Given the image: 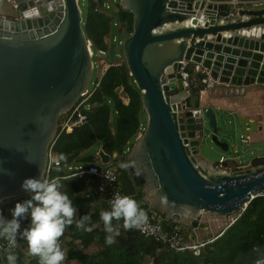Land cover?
I'll return each mask as SVG.
<instances>
[{
  "label": "water",
  "instance_id": "95a60500",
  "mask_svg": "<svg viewBox=\"0 0 264 264\" xmlns=\"http://www.w3.org/2000/svg\"><path fill=\"white\" fill-rule=\"evenodd\" d=\"M80 1L0 0L10 14L0 15V210L30 196L21 188L26 178L46 177L60 117L93 76ZM239 1L120 0L134 14L122 48L146 120L129 156L135 169L144 167L148 201L166 220L184 223L201 212L230 217L264 189V165L244 166L235 155L199 159L208 138L224 153L240 145L229 131L220 138L217 114L181 77L186 62L203 69L208 93L264 85V33L242 34L264 27V6ZM240 122L241 142L262 128L251 116ZM97 155L101 165L112 163L102 147Z\"/></svg>",
  "mask_w": 264,
  "mask_h": 264
},
{
  "label": "trees",
  "instance_id": "16d2710c",
  "mask_svg": "<svg viewBox=\"0 0 264 264\" xmlns=\"http://www.w3.org/2000/svg\"><path fill=\"white\" fill-rule=\"evenodd\" d=\"M86 4V18L83 20L86 38L91 42L94 52L108 55L114 36L126 38L133 32L134 14L124 9L119 0H87ZM106 5L110 7L107 8ZM191 94L198 101V89L191 87ZM87 101L90 108L82 107L80 116L75 115L71 121V132L61 131L66 113L60 117L53 144V152L59 156L60 164L51 168L49 176L52 179L75 174L76 170H69V167L100 164L98 155L89 153L96 146L102 147L112 157L119 153L120 162L134 163L129 150L140 130L143 101L142 93L126 63L111 67ZM252 165H264V156L254 158ZM130 169L140 189L138 195L142 196L145 180L139 170L134 167ZM63 183L61 191L66 192L73 200V205L77 208L76 218L89 215L91 223L88 226L92 228L91 232L83 231L73 224L66 229L60 243L66 253L67 264H148L150 261L153 264H255V260L260 257L253 251L254 246L264 250L262 196L252 199L245 210L240 211L241 215L234 223L200 244L197 250L177 252L169 249L163 242L144 236L139 229H125L122 220L113 221V225H118L120 229L116 242L106 244L107 234L100 220V212L110 210V206L100 201L95 193L97 179L93 176H74ZM173 224L179 225L178 222ZM182 230L185 234L189 232L185 228ZM14 251L17 256L16 264H39L38 258L29 254L26 240L18 241V247ZM7 254L6 248L0 256V264H8Z\"/></svg>",
  "mask_w": 264,
  "mask_h": 264
},
{
  "label": "clouds",
  "instance_id": "9594fccd",
  "mask_svg": "<svg viewBox=\"0 0 264 264\" xmlns=\"http://www.w3.org/2000/svg\"><path fill=\"white\" fill-rule=\"evenodd\" d=\"M61 159L64 157L61 156ZM119 167L127 170L135 167V164L122 162ZM61 187L58 178L48 179L41 175L38 178H26L21 188L30 194V198L15 203L10 210V219L0 211V239L7 242L8 264H16L14 250L18 247V238L27 241L29 254L38 258L39 264H63L66 253L62 250L60 238L66 229L75 224L79 230L92 231L88 226L91 217L85 214L77 219V208L69 195L61 191ZM2 203L3 198H0ZM109 203L110 210L100 212V220L107 234L105 243L108 245L114 244L120 235L119 226L113 225L114 220H122L123 227L131 230L140 229L148 219L147 212L129 195L116 194ZM28 218L29 226L22 229L21 222ZM253 251L260 257L255 260V264H264V250L254 246Z\"/></svg>",
  "mask_w": 264,
  "mask_h": 264
},
{
  "label": "built area",
  "instance_id": "2783aa9c",
  "mask_svg": "<svg viewBox=\"0 0 264 264\" xmlns=\"http://www.w3.org/2000/svg\"><path fill=\"white\" fill-rule=\"evenodd\" d=\"M239 2H240L239 0H235V3H239ZM252 2H253L252 4L254 5H264V0H255ZM106 6L108 7V5ZM261 33H264V27L253 28L250 32H245V31L242 32L243 35H248V36L260 35ZM113 39L114 42H118L120 45L123 46L125 37H119L117 35L114 36ZM88 47L90 49V55L92 60L93 76L91 78V81L89 82L86 92L78 99L74 107L66 113L61 127L62 132L65 131L69 133L72 131L71 121L75 117V115L80 116L82 107L86 109L90 108V104L87 103L88 102L87 100L89 97L93 95L96 89L100 86V83L106 72L111 67L122 66L125 62L124 57L121 58V56L116 58H108L107 54L105 57L100 55V53H104V52H94L90 41H88ZM96 55H97V60H94V56ZM95 69H97L96 76H94ZM198 74H203V69L199 65L182 62L181 77L183 79L185 88L188 90V93L191 91V87L194 82V79ZM202 83L206 85L207 83L206 77L203 78ZM144 128L145 127L141 125L139 136L144 131ZM241 138H242V142L247 146L251 142V138L249 136L242 135ZM53 144L50 146L49 149V161H48L47 174L45 177L48 179H52L49 176L51 168L53 166L60 164L59 156L53 152ZM222 160H224V158H222ZM73 169L76 170L75 174L58 178L60 184L63 187H64L63 182L70 181L74 176H78L81 178L86 176H93L97 179L95 193L100 197L99 199H101V201H103V203H105L106 205L110 206L109 201L113 199L116 194L125 195L120 188L118 173L114 167L103 166L101 164H91L87 167H82V166L69 167V170H73ZM257 196L264 197V189L255 197ZM29 198L30 196L20 200L19 202H22ZM246 206L247 204H245L240 211L245 210ZM240 211L230 217V221L228 225L234 223L239 218V216L241 215ZM153 220H154L153 218H148L146 223L139 229L144 236L151 237L156 239L157 241L163 242L168 246L169 249L177 252H183L188 249H193V250L198 249L199 245L192 243L189 240L188 235H186L182 229L175 228L172 230V232L166 233L164 231L162 222H160L159 220H155V221ZM29 224H30V218L24 219L21 222V228L22 229L26 228L29 226ZM22 240L23 239L18 238V241H22ZM6 248H7V242L3 239H0V256L4 253ZM63 264H67V263L64 261ZM148 264H153V262L150 261Z\"/></svg>",
  "mask_w": 264,
  "mask_h": 264
},
{
  "label": "crops",
  "instance_id": "0c3cea01",
  "mask_svg": "<svg viewBox=\"0 0 264 264\" xmlns=\"http://www.w3.org/2000/svg\"><path fill=\"white\" fill-rule=\"evenodd\" d=\"M253 5L254 4H251L248 6L252 7ZM258 6L263 7L264 5H258ZM0 15L3 17H8V18L10 17V14H8L6 11H4V9L1 7V5H0ZM210 38H211V36H209V39ZM202 77L204 78L205 75L198 74L195 77L194 82H193V86L195 87V89H198V91H199V96L202 97L203 101H204V99H205V101H207L206 103H204L202 101V103L205 105L211 104L212 107L216 106L218 110L222 109L223 111H226L229 114H233V113L238 114L239 118L245 117V116H251L253 120H257L259 123V126H261L262 128L260 131H256V132L252 133L251 135H249V137L251 138V142L249 143L248 147H250L253 144V145H256L254 147L255 151H258V150L263 151L264 146L258 145V144L262 143L264 141V85L252 84L248 87H232L231 92L228 95L225 92L220 93L221 90H215V89L210 90L211 93L210 92L208 93V91L205 90L206 87L203 85V83L201 81L203 79ZM210 96H212V98ZM141 125H142V123L140 124V128H141ZM137 137H139V132H138ZM137 137H136V139H137ZM252 152L253 151H251V153ZM262 156H264V153L257 154V156L253 157L248 164H244V166L245 165H252V161L254 160V158L262 157ZM118 158H119V153L114 154L113 159L115 160V166L113 165V167L116 169V171L119 175V183H120L122 191L126 195L133 197L139 203L140 207L147 212L148 218H157L160 222H162L163 227H164V231L166 233L172 232V230L175 228H178V229H184V228L185 229H188V228L189 229H197L198 227H201L202 230L204 231V233L206 234L213 228H212V223L207 224L205 218H207V220L209 222H213V223H217L220 221L222 215H211L210 216L209 215L210 213L207 214V213H203V212H201L195 216H191V217L186 218L184 223L178 222L179 225H176V226H175V224H173V223H175V221L172 222L170 220L169 221L165 220V216H163V213L152 209V205L148 201L149 196H148L146 190L144 189V186H143L144 195H142V196L138 195V192L140 191V189L137 187V185H136V183H135V181H134V179L130 173L131 169L128 168L127 170H125V169L120 168L119 165L122 162L118 161ZM203 159H205V158H203ZM209 160L210 159H208V161ZM124 163H127V162H124ZM211 163H212V161L210 160V164ZM62 187H61V190H62ZM12 208L13 207H8V208H4L0 211L3 212V215L6 218L10 219L11 218L10 210ZM208 216H210V217H208ZM210 218H211V220H210ZM165 221H167V223ZM194 221L197 223L196 226L194 225ZM224 229H220L218 233L222 232ZM207 239H206V241H208L210 238L208 240ZM189 240L192 242L191 239H189ZM204 241L205 240H201L200 243H202ZM200 243H198V244H200Z\"/></svg>",
  "mask_w": 264,
  "mask_h": 264
},
{
  "label": "rangeland",
  "instance_id": "374dc122",
  "mask_svg": "<svg viewBox=\"0 0 264 264\" xmlns=\"http://www.w3.org/2000/svg\"><path fill=\"white\" fill-rule=\"evenodd\" d=\"M80 2H81L80 3V7H81V10H82L83 20H85L86 12H87V8H86L87 0H81ZM109 7L110 6H108L107 8H109ZM247 8H251V7L247 6ZM257 8H263V7L262 6H258ZM120 56H121V58L124 57L122 45H120L118 42H114V39H113V45H112V47H111V49L109 51L108 58H116V57H120ZM94 60H97V55L94 56ZM96 74H97V69L94 70V76H96ZM193 87L194 86L192 84V88ZM209 105L212 107L211 104H209ZM212 109L217 114L218 127L221 130V132L219 134L220 138L222 140H225L224 136H223V133L226 132V131H229V135H232V136L235 135V141L239 142L240 151L237 152V153H234L233 146H231L230 151L227 152V153H224L223 151H221V149L219 147H217L216 145H214L211 142L210 138H208L207 144H206L207 146L205 145V148L203 149L205 154L203 153L202 155L199 156L200 160H202L203 158H205V159L208 158L213 163H217L220 160L221 156H223L224 158H229V157H232L233 155H235V156H239L240 157V159L242 160L243 164H248L253 157L257 156V154L264 153V150L263 151H260V150L255 151L254 147L256 145L252 144L250 147H248L244 143L241 142L240 135L242 133L243 125L240 122V118H239L238 114H235V113L229 114L226 111H223L222 109H220L221 110L220 111V110L217 109L216 106L212 107ZM219 114H223L224 116H220ZM229 121H231V122H229ZM142 125L144 127L146 126V120H145L144 116L142 117ZM258 145H263L264 146V141L262 143H259ZM99 148L100 147L96 146L95 148L89 150V153L90 154H97ZM251 151H253V152L251 153ZM110 165H108V166L109 167H113V165L115 166V160L114 159L112 160V163ZM99 200L101 201V199H99ZM207 214H209V213H207ZM209 215L211 216V215H218V214L210 213ZM210 216H208V217H210ZM230 217L229 216H222L220 221L217 222V223L209 222L207 220V218H205L207 224L208 223H210V224L212 223V228L213 229H211L208 233L205 234L201 227H198L197 229H189L188 228V230L190 232H188L186 235H188L189 239H191L192 242L195 243V244L200 243L201 240H205L206 241L207 238L209 239V238L215 236L219 232L220 229H224L225 227H227L228 224H229V221H230ZM210 220H211V218H210ZM202 243H200V244H202ZM200 244H198V245H200Z\"/></svg>",
  "mask_w": 264,
  "mask_h": 264
},
{
  "label": "flooded vegetation",
  "instance_id": "af4514ba",
  "mask_svg": "<svg viewBox=\"0 0 264 264\" xmlns=\"http://www.w3.org/2000/svg\"><path fill=\"white\" fill-rule=\"evenodd\" d=\"M143 169H144V167L142 166V167H140V168H139V171H141V172H142V170H143Z\"/></svg>",
  "mask_w": 264,
  "mask_h": 264
},
{
  "label": "bare ground",
  "instance_id": "6f19581e",
  "mask_svg": "<svg viewBox=\"0 0 264 264\" xmlns=\"http://www.w3.org/2000/svg\"><path fill=\"white\" fill-rule=\"evenodd\" d=\"M204 101H205V99H204Z\"/></svg>",
  "mask_w": 264,
  "mask_h": 264
}]
</instances>
